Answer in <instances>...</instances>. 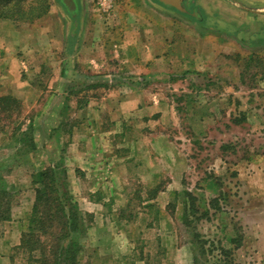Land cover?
Instances as JSON below:
<instances>
[{"label": "rangeland", "instance_id": "374dc122", "mask_svg": "<svg viewBox=\"0 0 264 264\" xmlns=\"http://www.w3.org/2000/svg\"><path fill=\"white\" fill-rule=\"evenodd\" d=\"M87 1L91 0H85V3ZM256 1V5L249 2H243V5H249V10H253L252 6L264 9V0ZM47 2L48 0H6L1 7H6V12L16 16L21 22L41 12ZM116 3L121 5L119 17L116 15L109 18L100 14L101 17L95 20L102 28L111 29L114 38L103 39L105 43L113 41L108 43L107 48L101 47L100 52L98 48L95 49L94 55L98 59L111 57L113 45L123 44L131 23L127 19L129 11L154 20L143 6L150 3L149 0H116ZM195 3L202 7V3H207L218 9L227 4H234L231 0L218 3L216 1L215 4L208 0L185 2L191 12ZM86 4L89 11L98 7L95 0ZM194 12L199 13V9L196 8ZM74 13H78V10ZM243 13L244 27L248 29L247 32L237 34L244 36L247 39L243 38L245 41L257 40L255 42H259V48L256 49L259 52H256L258 54H255V57L250 51L233 55L220 53L223 60H226L224 63L229 62L226 81L218 78L208 81L199 75L197 79L187 80L184 86L178 87L179 89L164 82L163 88L167 95L162 99L171 103L175 110L173 113L165 112L159 124L137 128L127 121L124 122L126 127L117 124V132H107L103 139L100 138L101 134L96 133L99 135L97 142L100 150L94 157L96 161L108 165L98 168L94 175L88 173L86 183L93 182L94 187H100L95 191L105 193L102 196H108V208L105 210L92 213L85 211L86 208L79 201V197L71 191L69 175L72 173L67 171V164L61 157L64 158L65 153L72 151L77 145L69 143L73 133L77 134L82 130L78 123L82 116L77 111L79 105L95 93L100 96L110 84L115 87L122 85V81L117 79L119 73L108 69L113 65L98 63L99 60L92 63L96 71L94 74L100 75L98 78L83 77V80L75 83L70 90L75 93L70 92L71 95L66 98L52 96L49 99L51 109H47V114H51L53 121L43 120L42 112L36 111V107L46 99L44 94L36 95L29 99L30 102L26 97L19 98L23 104L21 113H15L11 119L4 118L0 122V174L6 178L11 186L9 188L13 191L9 200L12 217L0 222V236L7 229L9 220L28 218V212L35 199L33 174L55 164L58 165L60 185L63 186L60 189L66 196L71 197L82 217L83 228L86 229L85 233L74 235L82 246L79 258L82 264H195L196 257L198 264H264V15L256 11L254 13L257 15H254L247 10ZM248 13L252 15L251 18L247 17ZM179 14L183 16L182 12ZM232 20L233 18L226 22L219 20L213 24L222 29L227 28L234 34L235 28L229 24ZM121 25L123 28H120ZM260 34L262 36L258 37ZM133 46L136 47V44ZM43 49L41 41L38 46L39 55H43ZM138 49L131 50L132 56L143 53L144 49ZM45 50L50 49L48 47ZM216 60L212 63L214 67H218L221 62L217 58ZM203 63L206 64V61ZM232 66L237 67L234 72ZM104 67L106 71H114L111 73L117 75L109 76V80L106 75L102 76L105 72L97 73L98 69L103 71ZM40 69L44 83L51 69L48 65L38 67V70ZM235 71L238 74L237 81L234 77H237ZM142 83L141 79H130L129 83L121 87L129 89V86ZM211 86L216 91H213ZM154 98L152 97L153 100ZM60 110L66 113L63 116L68 117V120L62 117ZM152 118L158 120L159 114ZM54 121L57 125L43 128V122L54 124ZM30 124H33L29 134L36 142L35 149H31V144L28 145L30 138H21ZM19 125L20 130H16ZM129 126L130 130H133L132 133L128 130ZM90 129L91 127L86 128L85 133ZM141 130L149 136L163 132L176 143L160 141L152 145L151 140H147L137 145L134 141L140 137L136 135ZM87 146L89 150L92 145L89 142ZM28 149H31L30 152ZM177 150L187 154L190 159V175L182 178V182L180 179L173 183L174 187H179L175 194L157 200L160 189L173 187L170 184V173L165 171L163 174V170L167 164L172 165L175 158L173 152L176 153V158L178 157ZM141 153L146 154L147 171L144 179L138 168L141 161L138 155ZM127 155H132L128 160L131 165L129 174L123 175V170L122 173L117 170L114 174L113 163L119 164ZM157 157L158 159H155ZM160 157L164 158L162 173L157 170L159 168L155 164L148 161L155 159L156 163ZM107 158L112 165L109 166ZM79 176L80 173L77 172V182L79 180L82 184ZM188 181L192 187L183 188L187 186ZM67 182L68 187L65 186ZM57 183L59 185V178ZM88 184L83 185L87 187ZM109 188L110 193L106 195ZM129 190L133 195L127 201ZM142 194L144 196H141ZM143 197L146 199V209L139 201V198ZM97 215L104 221L110 217L115 222L112 223L114 225L110 224L109 230H93L91 226L99 221ZM125 219L133 220L134 224L124 225ZM153 222L157 225L151 227ZM88 232L92 237L90 242L85 239ZM99 236L104 238L105 243L102 245L96 241ZM98 247L99 255H93L92 250L95 251ZM13 248L15 264H31L27 251L18 246ZM36 254L39 255L38 252ZM103 255L105 259L101 258Z\"/></svg>", "mask_w": 264, "mask_h": 264}, {"label": "crops", "instance_id": "0c3cea01", "mask_svg": "<svg viewBox=\"0 0 264 264\" xmlns=\"http://www.w3.org/2000/svg\"><path fill=\"white\" fill-rule=\"evenodd\" d=\"M4 1L6 0H0V95L10 94L18 98L26 97L30 102L29 99L44 94L46 99L38 105L39 107H36V111H41L43 120L45 119L48 122L53 121L51 120V114H47V109H51L49 99L52 96L59 95L61 98H66L71 93H75L70 90L73 89L75 83L78 84L79 80H83V77L86 79L100 76L94 74L96 71L92 63H97L99 60L98 63L107 64V66L112 64L113 67L107 68L119 73L117 79L122 81V85L115 87L110 86V84L106 91L98 93L100 96L95 93V97L91 95V97L86 98L85 103L82 102L83 104L79 105L77 111L82 116L78 123L82 130L77 134L73 133L69 143L70 145L74 143L77 145L72 148V151H67L64 158L61 157L67 164V171L72 173V175H69L71 191L79 197V201L86 208L85 211L90 213L108 208V196H102L105 193L95 191L100 187H94L93 182L86 183L88 173L94 175L98 168H104L108 165L96 161V157H94L96 152L100 150L97 142L99 141V135L97 136L96 133L101 134L100 138L103 139L105 133L117 132L115 128L117 124L126 127L127 124L124 122L127 121L128 124L137 128L152 126L154 123L159 124V120L164 118L163 114L165 112L173 113L175 110L171 103L170 105L162 99L164 95H167L163 88L164 82L170 86L173 85L175 89H179L178 87L184 86L187 80L197 79L199 75H202L201 77L208 81L217 78L226 81L229 62L224 63L226 60H223L220 53L233 55L250 51L252 56L255 57V54H258L256 52H259L256 49L259 48V42H255L257 40L245 41L247 39L244 36L240 35V37L238 35L239 32H247L248 29L244 27V10L254 15H257L254 13L255 11L264 15V9L252 6L253 10H249V5L248 7L243 5V2L256 5L258 4L256 0H231L234 4H227L221 9L216 6L211 7L207 3L206 5L202 3L203 7L195 3L194 6H197L199 13H189L186 8L185 11H182L174 6L164 4L160 0H149L150 3H145L146 6L144 4L143 6L154 20L129 11L127 19L132 24L130 23L127 29L123 44L113 45L110 52L111 57L104 56L106 59H98L94 55L95 49L98 48V52H100L101 47L107 48L108 43L113 41L110 40L105 43L103 39L111 38L114 40V38L111 29L102 28L95 20H98L102 15L109 18L116 15L119 17L121 15V5L116 3V0H95L98 7L93 8L92 11L87 9L86 3H91L93 0L86 3L85 0H74L75 4L72 7L67 6L63 0H48L41 12L21 22L16 16L9 15L10 13L5 10L6 7L2 8ZM208 1L215 4L216 1L218 3L222 0ZM76 9L78 13H74ZM179 12H182L183 16ZM250 13L247 17L252 16ZM229 18H233L232 21H229V24L235 28L233 29L234 34L227 28L222 29L213 24L219 20H225L226 22ZM119 21L121 20L119 19ZM120 28H123V26L121 25ZM107 32L110 34H106ZM41 41L44 46L43 55L38 54V46ZM134 44H136V47L133 46ZM137 46L139 49H144L143 53L132 56L131 50L133 48L138 49ZM48 47L50 50H45ZM216 58L221 61L218 67H214L212 64L217 61ZM112 60L115 61L112 62ZM204 61H206V64L203 63ZM46 65L51 69V73L46 75L44 83H42L41 69L38 70V67L41 68ZM236 68V66L233 67V72ZM100 69L97 70V73L104 74L105 72L102 76L106 75L108 79L109 76L117 75V73H111L114 71H106L105 67L103 71ZM211 71L212 73H208ZM234 77L237 81L238 74L237 77ZM137 78L143 80V83L137 86H129V89L121 87L129 83L130 79ZM211 89L216 91L212 86ZM152 97H155L154 100ZM64 114L66 113L62 112V117L68 120V117L63 116ZM155 114H159V119H156V121L152 118L155 117ZM64 119L62 120L63 124ZM34 122L36 124V121ZM47 122H43V128L57 125L56 121H54V124L53 122ZM89 127L91 129L86 134L85 129ZM130 127H128V130H130ZM130 131L133 132V130ZM136 136H140L138 140L134 141L137 145L147 142V140H151L152 145L160 141L176 143L163 132L149 136L141 130ZM87 138L90 141L87 142ZM89 142L92 146L87 150ZM177 153L178 157L176 158V153L173 152V155H175L174 161L172 165L167 164L165 170H163L164 158L160 157V160H157L156 163L155 159H158V157L153 161L148 160L159 168L157 170L160 173L163 170V174L166 171L171 175L170 184L173 187L160 189L156 196L157 200L163 199L166 195L175 194L179 187H174L173 183L180 181V179L182 182V178L190 175V159L187 154L182 153L180 150H177ZM138 156L141 160L138 167L140 168L139 172L142 179H144L147 171L146 154L143 153L142 155L141 153ZM131 158L132 155L124 156L119 164L113 163V165L108 160L109 158H107V161L109 166L112 165L114 174L117 170L119 173H122L123 170V175H126L129 174L131 165L128 160ZM77 172L80 173L79 178L81 177L82 184L79 180L77 182ZM92 179L94 180V176ZM83 184L88 185L84 187ZM185 187H192V184L188 181L187 186L185 185L183 188ZM96 192L97 195L95 196ZM109 193L110 188L106 195H109ZM129 193L127 201L133 195L130 190ZM124 200L126 201V198ZM139 201L146 209L145 197L143 199L139 198ZM28 213L29 218L30 212ZM28 218L8 221L7 229L0 236V264H15L13 247L20 244L22 232L25 231L29 223ZM96 218L99 221L91 226L95 231L109 230L110 224L114 225L112 223H115L110 217L106 221L100 219L98 215ZM123 224L131 226L134 223L131 219H125ZM150 225L154 227L152 225L157 224L153 222ZM85 239L86 242L91 241L92 237L89 232ZM96 241L99 245L105 243L104 238L101 236L97 237ZM99 252V247L95 251L92 250L93 255H99ZM101 258L105 259V256L103 255Z\"/></svg>", "mask_w": 264, "mask_h": 264}, {"label": "trees", "instance_id": "16d2710c", "mask_svg": "<svg viewBox=\"0 0 264 264\" xmlns=\"http://www.w3.org/2000/svg\"><path fill=\"white\" fill-rule=\"evenodd\" d=\"M22 107V101L18 97L0 95V122L4 118L11 119L15 113L20 114ZM20 128L21 125L16 130ZM32 129L33 124H30L21 138H30L28 145L31 144V149H35L36 142L29 134ZM33 184L35 199L27 229L23 231L18 247L27 251L31 264H82L79 259L82 246L74 235L85 233L86 229L83 228L82 217L71 197L66 196L60 189L63 186L60 185L58 165H49L34 173ZM65 186L68 187V182ZM9 187L11 186L6 178L0 174V222L12 217L9 200L13 191ZM194 260L198 264L197 257Z\"/></svg>", "mask_w": 264, "mask_h": 264}, {"label": "water", "instance_id": "95a60500", "mask_svg": "<svg viewBox=\"0 0 264 264\" xmlns=\"http://www.w3.org/2000/svg\"><path fill=\"white\" fill-rule=\"evenodd\" d=\"M63 1L69 7H72L75 4L74 0H63ZM160 1H162L164 4L171 5L176 7L177 9L185 11V8L180 4L182 0H160Z\"/></svg>", "mask_w": 264, "mask_h": 264}, {"label": "flooded vegetation", "instance_id": "af4514ba", "mask_svg": "<svg viewBox=\"0 0 264 264\" xmlns=\"http://www.w3.org/2000/svg\"><path fill=\"white\" fill-rule=\"evenodd\" d=\"M185 2H186V0H182V1L180 2V4H181L184 8H186V11L189 12V13H196V12H194V11L196 10V7L193 6V9H192V12H191V11H189V9H188V7L186 6Z\"/></svg>", "mask_w": 264, "mask_h": 264}]
</instances>
